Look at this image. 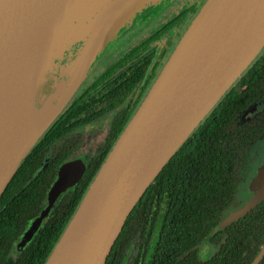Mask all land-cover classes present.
Returning <instances> with one entry per match:
<instances>
[{"label":"water","instance_id":"water-1","mask_svg":"<svg viewBox=\"0 0 264 264\" xmlns=\"http://www.w3.org/2000/svg\"><path fill=\"white\" fill-rule=\"evenodd\" d=\"M158 1L0 0V199L23 159L68 106L98 54L122 26ZM263 48L264 0H206L44 264H105L151 182ZM50 74L52 88L43 93ZM71 165L60 168L48 194L50 204L75 182L73 176L78 178ZM249 187L250 199L220 227L264 198V163ZM263 254L264 245L251 264H258Z\"/></svg>","mask_w":264,"mask_h":264},{"label":"trees","instance_id":"trees-1","mask_svg":"<svg viewBox=\"0 0 264 264\" xmlns=\"http://www.w3.org/2000/svg\"><path fill=\"white\" fill-rule=\"evenodd\" d=\"M263 95L264 49L151 182L105 264H251L264 245V198L230 224H220L236 202L251 146L264 138V109L243 119ZM58 118L23 159L0 200V264L45 263L109 154L91 171L71 211L47 222L26 249L8 260L9 237L17 233L31 201L23 195L11 200L10 188L30 170V157ZM258 264H264V254Z\"/></svg>","mask_w":264,"mask_h":264},{"label":"flooded vegetation","instance_id":"flooded-vegetation-1","mask_svg":"<svg viewBox=\"0 0 264 264\" xmlns=\"http://www.w3.org/2000/svg\"><path fill=\"white\" fill-rule=\"evenodd\" d=\"M205 1L160 0L148 4L98 54L68 106L58 116L54 129L30 157V170L10 188L11 200L23 195L26 201L29 198L31 201L23 209L17 233L9 237L8 260L26 249L47 222L68 214L76 205L77 194L91 171L102 163V155L111 151ZM77 47L75 44L73 50ZM50 75L43 93L52 88L54 75ZM67 163H72V175L78 172V178L73 176L75 182L50 204L49 191L59 178L60 168ZM46 209L48 212L38 227L22 242Z\"/></svg>","mask_w":264,"mask_h":264},{"label":"rangeland","instance_id":"rangeland-1","mask_svg":"<svg viewBox=\"0 0 264 264\" xmlns=\"http://www.w3.org/2000/svg\"><path fill=\"white\" fill-rule=\"evenodd\" d=\"M153 4V3H152ZM264 109V98L258 100L252 108L244 113L243 119H248L252 115L258 113ZM264 163V138L254 143L249 151L245 166L242 172V182L238 194L236 196V202L226 212V216L241 207L246 201L252 196L250 190V182L257 175L258 168ZM225 216V218H226ZM209 249L212 250L214 247L211 245Z\"/></svg>","mask_w":264,"mask_h":264},{"label":"clouds","instance_id":"clouds-1","mask_svg":"<svg viewBox=\"0 0 264 264\" xmlns=\"http://www.w3.org/2000/svg\"><path fill=\"white\" fill-rule=\"evenodd\" d=\"M205 247H207V245Z\"/></svg>","mask_w":264,"mask_h":264}]
</instances>
